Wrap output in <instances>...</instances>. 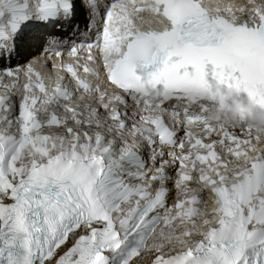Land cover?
<instances>
[{"label": "snow or ice", "instance_id": "obj_1", "mask_svg": "<svg viewBox=\"0 0 264 264\" xmlns=\"http://www.w3.org/2000/svg\"><path fill=\"white\" fill-rule=\"evenodd\" d=\"M0 264H264V0H0Z\"/></svg>", "mask_w": 264, "mask_h": 264}, {"label": "bare ground", "instance_id": "obj_2", "mask_svg": "<svg viewBox=\"0 0 264 264\" xmlns=\"http://www.w3.org/2000/svg\"><path fill=\"white\" fill-rule=\"evenodd\" d=\"M78 23H81V20H80V18L78 19V21H77ZM52 31H54V32H56V33H59V34H63L64 32H66L67 31V29L66 28H56V29H52ZM37 35H38V38L37 39H35V40H33V41H31L29 44H27V45H25L22 49H24V48H29L31 51L32 50H34V43H35V41H37V43H38V46H41L42 44H41V42H42V37H39V34L37 33ZM206 198V197H205Z\"/></svg>", "mask_w": 264, "mask_h": 264}]
</instances>
